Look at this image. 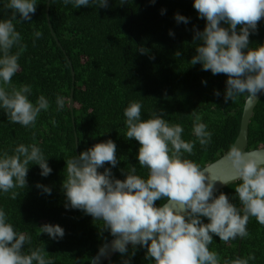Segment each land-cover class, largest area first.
Instances as JSON below:
<instances>
[{
  "label": "trees",
  "instance_id": "obj_1",
  "mask_svg": "<svg viewBox=\"0 0 264 264\" xmlns=\"http://www.w3.org/2000/svg\"><path fill=\"white\" fill-rule=\"evenodd\" d=\"M6 3L8 0H0V20L11 15V10L4 9ZM36 3V12L30 14V21L21 22L19 14L13 21L27 50L19 59L21 70L12 82L17 87L31 85L29 99L35 104L44 95L50 108L41 111L34 128L8 122L6 112L0 108V153L7 150L11 154L21 143H36L52 172L42 176L39 165L29 164L27 187L16 189L20 193L17 200L0 192V208L18 232L31 236V245L24 246L26 252L29 247H41L54 264H91L100 248L114 237L109 231L101 235L102 221L94 222L82 210L65 207L67 200L62 184L67 174L66 160L111 139L117 145L114 177L123 180L126 176L121 169L126 172L136 166L137 174L147 179L148 170L138 161L139 142L125 137L124 109L137 101L142 104V119L163 110L166 121L184 128L182 139L185 141L196 140L190 114L194 110L200 114L212 132L211 143L205 150L197 141L194 154L184 156L204 168L225 155L235 143L247 93L235 103L231 100L225 103L227 75H213L199 63L191 65L198 46L193 41L195 30L203 31L206 26V19L199 18L193 6L194 0H156L155 3L127 0L123 5L120 0H108L107 8L92 4L75 8L71 3L65 5L63 0H36ZM177 13L188 17L189 22L178 23ZM222 26L228 27L223 23ZM35 31L42 32V38L36 39ZM249 39V47L264 45V18ZM140 47L148 52L141 54ZM177 51L180 57L175 55ZM216 91L220 92L219 97ZM57 95L65 98L61 110H56ZM53 119L55 125L51 122ZM260 147H264V95L254 109L249 127L248 149ZM109 167L112 166L106 163L99 171ZM239 183L232 182L214 195L223 192L231 203L240 207L235 192ZM37 184L50 187L51 194ZM165 202L158 200L156 206ZM202 220L209 222L207 218ZM46 223L60 225L65 230L64 237L53 240L46 233L38 235L39 227ZM247 229L250 237L242 239L240 255V238L225 244L213 235L210 250L217 251L222 260L255 252L256 259L249 264H264V226L251 217ZM132 251L129 244L128 254L114 252L105 264H123ZM146 251L137 246L131 264H155L154 259H145Z\"/></svg>",
  "mask_w": 264,
  "mask_h": 264
},
{
  "label": "clouds",
  "instance_id": "obj_2",
  "mask_svg": "<svg viewBox=\"0 0 264 264\" xmlns=\"http://www.w3.org/2000/svg\"><path fill=\"white\" fill-rule=\"evenodd\" d=\"M126 2L120 0L121 5ZM63 3H71L75 8L90 4L109 6L108 0H63ZM193 6L199 18L206 19V26L203 31L195 30L193 41L198 46L191 65L199 63L213 75H227L225 103L229 100L235 103L247 93L249 107L264 91V45L249 47L250 35L257 31L258 22L264 18V0H194ZM36 8V0H8L4 9L11 10V15L0 20V108L6 112L8 122L25 128H34L41 111L50 108L44 95L35 104L29 99L31 85L17 87L12 82L21 70L19 59L27 50L13 21L17 14L21 22L30 21V14ZM175 19L178 23L189 22L188 17L179 13ZM33 35L40 39L43 33L35 31ZM138 50L141 54L148 52L144 47ZM175 55L180 57L181 53L177 51ZM215 95L219 97L220 92L216 91ZM56 106V110L64 108L63 96L57 95ZM141 108L140 102L132 101L124 109L125 137L139 142L138 161L148 170V178L138 175L136 166L126 172L121 169L125 179L115 178L112 168L118 164L116 143L111 139L96 143L66 160L67 174L62 184L67 200L65 207L82 210L94 222L102 221L101 235L109 231L114 237L113 252L124 256L130 244L133 251L123 264H131L137 246L146 248L145 259H154L155 264H249L254 261L255 252L222 260L209 246L213 235L225 244L237 238H249L247 224L251 217L264 226V153L242 152L235 143L223 157L230 162L231 176L220 179L206 175L211 167L201 168L184 156L194 154L197 141L205 150L211 143L212 132L202 122L201 115L195 110L190 114L196 140L185 141L182 139L184 128L166 121L163 110L142 119ZM51 122L56 124L54 119ZM47 161L36 143H21L11 154L3 151L0 153V192L17 200L20 193L16 189L27 187L29 164L39 165L41 175L47 177L52 172ZM106 163L112 167L100 172ZM237 180L241 181L235 188L240 207L231 203L223 192L214 195L217 181L227 184ZM37 187L51 194L50 187L41 184ZM162 199L166 202L157 207L156 201ZM202 218L209 222L204 223ZM8 221V214L0 208V264H54L45 248L29 247L26 252L24 246L31 245V236L18 232ZM43 233L58 240L64 237L65 230L58 224L46 223L39 227L38 235ZM100 253H105V247L100 248Z\"/></svg>",
  "mask_w": 264,
  "mask_h": 264
},
{
  "label": "water",
  "instance_id": "obj_3",
  "mask_svg": "<svg viewBox=\"0 0 264 264\" xmlns=\"http://www.w3.org/2000/svg\"><path fill=\"white\" fill-rule=\"evenodd\" d=\"M47 16L49 18V4L47 7ZM49 24H50V28L52 29L50 21H49ZM58 44L61 46L60 42H58ZM71 68H72L73 78H75V72H74L72 65H71ZM263 95H264V91H261L257 95L255 102L250 104L249 107L247 106V102H245L239 135L235 141V143H237V146L242 150V152L259 151L261 153H264V147H260L257 149H251V150L248 149L250 122H251V119L254 115V109H255L257 103L259 102V100L261 99V97ZM72 99H73V97H72ZM224 156L225 155H223L221 158L214 161L213 163L205 166V167H211L207 170L206 175H210V176L214 175L220 179H228L231 176L232 170H231L230 162H228L226 159H224L223 158ZM230 183H232V182L230 181L229 183L224 184V183H221L220 181H217L215 183V192L214 193H216L217 191H219L220 189H222L223 187H225L226 185H228ZM113 239L114 238H112L110 241H108L106 244L103 245V247H105V253L101 254L100 250H99L98 253L93 257L91 264H105V262L114 253L111 249V243H112ZM241 243H242V239H240V242H239V251H238L239 255L241 253Z\"/></svg>",
  "mask_w": 264,
  "mask_h": 264
}]
</instances>
